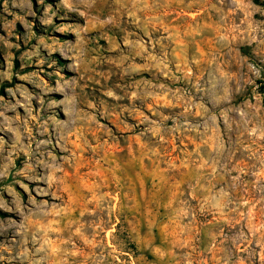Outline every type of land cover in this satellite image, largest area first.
<instances>
[{"label":"rangeland","instance_id":"rangeland-1","mask_svg":"<svg viewBox=\"0 0 264 264\" xmlns=\"http://www.w3.org/2000/svg\"><path fill=\"white\" fill-rule=\"evenodd\" d=\"M264 0H0V264H264Z\"/></svg>","mask_w":264,"mask_h":264},{"label":"trees","instance_id":"trees-1","mask_svg":"<svg viewBox=\"0 0 264 264\" xmlns=\"http://www.w3.org/2000/svg\"><path fill=\"white\" fill-rule=\"evenodd\" d=\"M9 87V85H1L0 86V95L5 94V90ZM260 90H264V80L260 82Z\"/></svg>","mask_w":264,"mask_h":264}]
</instances>
